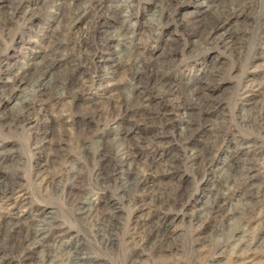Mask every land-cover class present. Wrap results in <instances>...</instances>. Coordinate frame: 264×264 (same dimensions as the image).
Returning <instances> with one entry per match:
<instances>
[{
  "label": "rangeland",
  "instance_id": "374dc122",
  "mask_svg": "<svg viewBox=\"0 0 264 264\" xmlns=\"http://www.w3.org/2000/svg\"><path fill=\"white\" fill-rule=\"evenodd\" d=\"M67 1H61L62 5L58 0H0V58L3 57L5 60L0 70L3 72L8 69L15 72L25 63L35 64L24 69L27 76L21 83L16 84L12 91L1 93L0 90V147L7 157L2 172L9 176L14 174L17 177V195H23L24 198V206L19 215H32L40 210L55 212L58 223L63 230L65 229L64 239L80 240L84 247L92 251V256H95L99 264H128L129 249L133 247L130 238L132 229L136 224L148 222L152 217H160L169 223L173 247L167 251L144 250L137 256L134 264H192L194 252L200 250L203 243L208 244L213 241L210 233L215 228H206L201 235H194V225L187 214L189 211H181L178 207H160L152 197L159 191H167L180 185L189 195L188 209H197L203 205L205 202L203 197L221 173L218 169L219 162L224 159L225 151L229 149L222 147L221 151L214 154L213 165L198 164L194 170L188 167L190 164L183 162L182 154L184 150L187 154L192 150L197 154L205 146H209L213 141L210 134L217 127H220L221 132L230 137V140L247 141L248 155H259V163L261 161L264 163L262 158L264 156V60L259 58L264 52V0H170L165 3L161 0H136L132 3L133 5L131 4L130 9L135 20L129 32V35L133 32V42L143 45L141 46L144 49L143 57L149 62L158 61L161 55L163 56L164 50V53H167L166 51L171 48V50L174 49L173 62L166 77L175 83L183 80L194 82L202 90L199 100L182 111L186 112L183 114L181 110L173 107L171 100L151 95L148 96L147 104L152 118L155 117L154 120H144V117L140 116L130 119L117 118L118 120L105 122L102 117H98V113L106 112L109 104L120 96L126 83V66L122 63L104 73L103 89L99 91H95L94 87L88 91H82L81 82L78 81L70 90L57 88L50 92L49 96H53L50 102L44 104L43 108L35 112L33 116V119L38 117V121L47 116L57 121L53 132L46 136L48 143H43L46 145L40 149L36 145L38 139L34 130H31L29 125L28 127L26 124L16 126L10 122V118L19 109L17 106L20 99L29 94L30 82L43 70L50 59L52 60V52H64L65 46L67 51L63 55L70 50L72 54L78 56L74 50L82 42L84 48H82L81 58L72 64L67 63L66 60L57 64L52 70L53 77L61 78L71 69H76L77 74L83 79L89 75L92 76L94 59L102 55L105 47L100 42V31L104 30L105 36L114 38L122 21L118 17L119 13L115 11V6L125 2L124 0H102L106 7H110L109 11L99 13L92 11L91 8L88 15L81 17V11L76 15L74 9L80 10L81 6H88L91 0ZM70 2L73 4L70 5L71 8L67 6ZM204 5L210 7L207 10V14H210L208 18L221 13L222 18L226 20L223 27L217 28L214 33L220 34L225 29L239 30L236 42L234 40L230 49H218L205 42L204 33L199 30H181L179 23L184 17H190V13L198 8H206ZM10 7H16L17 18L6 22L7 17L3 14L8 13ZM25 12L31 15L25 18L23 17ZM4 23H9L10 26L4 27ZM258 26L261 28L258 34H255ZM255 35L258 36L255 37ZM115 48L114 43L113 46L105 49L111 52ZM63 57L66 59V56ZM2 72H0V85L3 82ZM94 75L96 79H100L101 74ZM242 87L247 94L237 98L236 91L238 89L240 91ZM210 102L218 103V110L208 109L207 103L209 105ZM110 109L112 111L113 107ZM113 112L117 113L114 110ZM92 113L94 120L85 121ZM216 113L218 121L214 118ZM186 123H188V129L186 128L185 134L189 137L185 141L180 129ZM128 125H133V128L129 130ZM127 130L128 133H125ZM139 132L150 137L159 133L156 135V140H153L155 145L150 142V146L139 152L140 161L136 166V173L146 178L148 190L136 198L138 200L136 204L129 202L127 198L123 200L116 193L119 180L111 176L105 191L98 196L102 197L99 200L102 204L107 200L114 208H118L117 219L115 226L105 229L106 236L104 233L102 235L94 222L80 223L74 220L71 207L62 198L61 192L65 184L64 189L70 185L71 188L79 189L80 185L73 186L69 182L59 181L57 177L66 165H74L80 170V177L84 181L90 179L94 169L91 164L84 163L81 154L83 149L85 152H90L99 151L103 147L106 150L110 148L107 154L110 156L115 152L113 147L118 144L114 140L115 137L119 139V142H126L130 136H136ZM151 157L171 161V170L164 171L162 166L147 171L142 163ZM263 163L261 165L264 166ZM261 165L256 168L254 174L259 175L264 172L261 170L263 169ZM246 182L247 180H243L234 185L226 209L239 206L241 202L239 194L245 187L243 183ZM84 189L86 194L88 191L91 197H95L94 189ZM98 196L96 197L99 198ZM7 206L5 200L0 201V238L4 230L3 222L12 217ZM254 227L252 225L248 232L253 233ZM52 236L54 235L50 233L49 237ZM255 238L257 243L252 249L257 252L258 257L253 264H264V254L260 252L261 247L258 248L259 245H264V229H260ZM109 239L112 240L111 244L107 242ZM230 254V249L222 254L223 264L228 263ZM6 259L9 264H36L32 259L23 260L16 252H11ZM134 259L135 257L131 260L135 261Z\"/></svg>",
  "mask_w": 264,
  "mask_h": 264
},
{
  "label": "bare ground",
  "instance_id": "6f19581e",
  "mask_svg": "<svg viewBox=\"0 0 264 264\" xmlns=\"http://www.w3.org/2000/svg\"><path fill=\"white\" fill-rule=\"evenodd\" d=\"M58 1L66 2V0ZM69 1L70 0L67 2ZM124 1V4L115 6V11L119 13L118 17L122 19V21L120 28L114 35V38L109 35L105 36L104 30L100 31V42L103 44V47H105L102 51V55H99L94 59V65L92 66L93 68L91 72L92 76H88L87 74L88 77L83 79L77 74L76 69H71L61 78L56 79L53 77L52 70L57 64L65 62V60L67 63L72 64L75 63L77 59L81 58L82 48H84V44L82 42H80L81 44H79V46L74 50L78 56H75L74 53L72 54L70 50L67 54L63 55L67 51L66 46L64 47V52L53 51L51 55L52 60L49 58V63L45 65L40 73H37L34 76L33 80L30 82L29 94L26 93L27 96L20 99L19 106H17L19 109L17 112L15 111L16 113L13 116L11 115V118L9 117L10 122L14 125L17 126L19 124H26L27 127L29 125V128L34 130V134L38 139L36 141L37 148L41 149V147L46 145L43 143L46 142L47 134L52 133L57 124V121L50 116H47L40 121H38V117L33 119L34 113L40 111L44 104H46L51 97H53L49 96L50 92L52 93V90H56L57 88L66 91L67 89L70 90V88H72L78 81L81 82L80 86L82 91H88L91 87H94L95 91H99L100 89H103V77L106 74L105 72L108 69L122 63H125L126 66V83L122 88L120 96L109 104V107L105 110L107 113L105 112L99 114L98 111H96L98 113V117H102L105 122H107V120L115 121L117 118L130 119L131 117L139 118L140 116L144 117V120H154L155 117L152 118L147 104L149 99L148 96L151 95L171 100L173 102V107L181 110V112L185 111L187 107L193 105V102H197L199 100V97L201 96L200 92H202V90L197 87L194 82L183 80L175 83L173 81L171 82L169 78L166 77V73L169 71L173 62L172 58L174 56V49L171 50V48L169 51H166L167 53H164V50L162 53L163 56L160 54L161 58L158 61L149 62L145 60L146 58L144 59V49L141 47L143 45L140 46L139 44L133 42V32L129 35L130 28L135 23V20L133 19L134 14L130 11V9L132 8V3H135L136 0ZM161 1L165 3L170 0ZM104 3L105 2H102V0H91V4L89 2L88 6H81L80 10L74 9V12L78 15L79 11H81V17H83L90 13L91 8L92 11L94 10L99 13L109 11L110 7H106ZM70 5L72 6L73 4L70 2L67 6L71 8ZM201 6H203V4H201ZM204 6L206 8H198L196 11L190 13V17H184V19L179 23L181 30H199L204 33L205 42L212 44V46L218 49H230L232 43L238 37L239 30L229 31L225 29V31L220 34L214 33L217 28L223 27L226 20L225 18H222L220 15L221 13L214 17L212 15V17L208 18V15L210 14H207V10L210 7L208 5ZM123 8L125 9L124 11L122 10ZM219 12H221V10ZM3 15L7 17L5 19L6 22H11V20H14L17 16L16 7L11 8L8 13H4ZM30 15L31 14L28 12H25L23 17L26 18ZM155 16H157V14ZM28 25L30 27V24ZM8 26H10L9 23H4V27ZM260 28L261 27L258 26V30L255 34H258ZM256 36L258 35H255V37ZM11 40L14 41L13 39ZM114 43L116 48L113 51L108 52V49L105 48H110ZM63 56H66V59H64L65 57ZM259 58H261L260 60H264V52L260 54ZM157 59L158 58H156V60ZM4 64L5 60L1 57L0 67ZM32 65L35 64L33 62L25 63L15 72H11V70L8 69L3 72L0 70V72H2L1 77H3V82H1L0 85L1 93L12 91L13 88L16 87V84L21 83L24 80V77L27 76L24 69H26V67H32ZM94 74H101L100 79H96ZM262 85L263 84H261V86ZM236 92L237 98H239L240 95H243L244 97L247 94L244 88L240 89V91L238 89ZM112 107L117 113H114L113 110L111 111L110 108ZM207 107L212 111H216L218 110L219 105L216 102H210L209 105L207 103ZM182 113L186 114V112ZM217 117L218 114L216 113L214 118L218 121L219 118ZM88 120H94L93 113L85 119L87 122ZM216 120L215 122H217ZM187 125L188 123L180 129L182 137H185V139H182L185 141L189 137L188 134H185L188 129ZM128 127V129L131 130L133 125H128ZM125 133H128V130L125 131ZM157 134L155 133L154 136L150 137L139 132L136 136H130L126 142H119V139L115 137L114 140L118 142V144L113 147L115 152L113 155L110 154V156L107 155L109 154L110 148L106 150L103 146V148H100L99 151L85 152L83 149L81 154L84 163L91 164L94 169V171L90 174V179L86 181L80 177V170L74 165H66L62 168L63 172L57 177L59 181L69 182L73 186L80 185L79 189L76 187H74L76 189L71 188L70 184L69 187L64 189L65 184L61 192L64 202H66L72 209L74 220L80 223L84 221L94 222L98 228V232L100 234L104 233L106 236L105 229L115 226L118 208H114L107 200L103 201L102 204L99 201L102 197L98 195H102L105 191L107 184L110 181V177L112 176L114 179L119 180L116 187V193L121 196V199L124 200L127 198L129 202L135 204L138 202L136 198L148 190V184L146 185L145 183L146 178L144 176H139L136 173V166L140 161L139 152L143 148L150 146L151 143H154L155 141L153 140H156ZM211 135L213 141H211L209 146H205L201 152L196 154L192 150L189 154H187L183 149L184 151L182 154L184 157L183 162H187L188 165L190 164L188 167L194 170L198 164L201 165L206 163L209 166L213 165V163H215L213 160L214 154L221 151L222 147H227L229 149L228 151H225L224 159L219 162L218 169L221 172L220 175L212 184L211 188H209L206 195L204 194L205 196L203 198H205V202L203 205L197 209L189 208V210V195L184 192L180 185H176L167 191H159L153 195L152 199L160 207H178L181 211H189L187 214L190 222L194 225V235H201L206 228H215L210 233L213 241L211 243L208 242V244L203 243L202 248L194 252L195 254L192 255V264H223L221 262V257L228 249L231 250V258L227 264H253L256 257H258L257 252L252 249L254 244L257 243L255 237L260 229H264V210H262L264 208V172L259 175L254 174V172L263 162L261 161V163H259V155H248V151L246 150L248 149L247 141L230 140V137L226 136L224 132H221L220 127H217L216 130H212L210 138ZM262 158H264V156H262ZM6 161L7 157L3 154L2 148L0 147V201L5 200V202H7V209L12 215L10 219L3 222L4 230L2 238H0V264H9L6 258L11 252L19 254L23 260L32 259L36 264H99L98 260L94 258L95 256H92V251L84 247V244L80 240L64 239L65 229L63 230L61 225L58 223L55 212L40 210L32 215H19L20 210L24 206V198L23 195H17V177L13 173L12 176H9L2 172ZM164 161V158L161 159L160 157H151L144 160L142 166L145 167L147 171L162 166L164 171L171 170L172 162L169 160ZM261 170L264 171V166ZM243 180H247V182L243 183L245 184V187H243L240 191L239 198L241 199V202L239 206L234 209H226V205H228V200L230 195H232L234 185ZM84 188L94 189V192L96 193L95 197H91L90 192L88 191L86 194ZM168 225L169 223L160 217H152V219L148 220V222L136 224L130 234L133 247L129 249L130 260L127 263L134 264L137 260V256L144 250L147 252L155 250H170L173 247V243L171 240L172 233ZM252 225L255 226L253 228L255 231L250 233L248 230ZM50 233L54 236L49 237ZM107 242L111 244L112 240L109 239ZM260 247V252L264 254V245H259L258 248ZM133 257H135V261L131 260Z\"/></svg>",
  "mask_w": 264,
  "mask_h": 264
}]
</instances>
